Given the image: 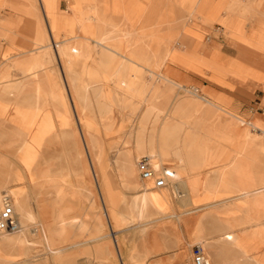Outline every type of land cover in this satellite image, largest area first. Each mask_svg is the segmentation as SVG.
<instances>
[{
	"label": "rangeland",
	"instance_id": "1",
	"mask_svg": "<svg viewBox=\"0 0 264 264\" xmlns=\"http://www.w3.org/2000/svg\"><path fill=\"white\" fill-rule=\"evenodd\" d=\"M57 1L0 0V17L5 24V26H0V95L11 90L14 85L21 86L17 91L15 90L12 103L0 100V115L5 121L0 126V180L5 182L6 176L12 173L10 182L12 191L18 194L26 189V180L21 176L20 170L26 165L17 163L10 166L9 164L10 159L18 162L21 158V154L17 152L13 142L11 126L23 132L30 131L31 141L26 151L34 155V159H31V166L33 167V163L38 157L39 172L46 173L42 177H36L35 181H39V186L36 189L32 185L30 188L32 193L29 195L30 201L36 197L41 203L42 219L40 220L46 224L45 233H42L41 230L37 231L36 225L26 229L21 235V239L16 241V245L2 248L0 264H84L83 261L86 259L91 264L92 261H96L97 264H161L162 259L165 258V250L173 247L176 248L172 251L173 257L179 258L180 253L182 254V261L178 264H192L189 244L196 241L197 236H201L208 243V245L206 244L207 249L214 256V264H221L220 256L226 257L224 260L227 264H236L234 259H242V264H264L262 261L258 263L253 261L251 257L264 255V242L257 237H262V233H256V237H252L246 235V231L242 230L246 212L238 209L230 214L220 213L224 223L233 225L234 229L227 231L230 233L234 231L236 239L233 244H229V237L225 236L226 232L219 230L216 209L220 205H225L226 203L221 204V202L231 196L225 192L223 187L221 189L216 187L217 181L215 180L220 171L219 163L204 167L203 175L198 176L197 182L195 181L191 185V204L183 207L166 204V217L157 219L147 233L143 232L141 228L130 229L137 225L135 213L132 210L133 197L131 195L134 196V192L126 186L121 174L123 168H119V166L122 167L123 164L129 163V157L127 159L125 151L130 147L127 137L132 129L134 119L147 117L146 125L151 128L150 136L154 134L152 136L154 137L156 132L162 133L163 131L162 140L166 136L165 141L163 140L159 151L154 148H149L145 152L143 150L141 152L134 151L135 162L140 157L150 156V153L153 152L152 154H156L157 157L162 155V164H169L172 169L180 171L179 167L182 164L180 146L183 145L182 150L185 151L187 157L189 156V159L194 160L195 158L200 162L199 153L201 151L199 148L204 140L211 146L218 139L220 144L228 149L234 147L233 141L237 140L242 155L245 150L243 156L247 159L246 165L249 168L251 179L264 181V170L259 167L263 158L259 154H264V132L259 129L263 127L255 122L259 118L256 117L253 118L256 120H252V118L239 115L234 107H230V100L225 96L215 95L201 87L184 84L186 87L196 88L200 96L215 101L223 110L212 113L210 121L206 120L205 114L202 113L191 117L192 127L191 129L187 128L186 131H183L184 133L181 131L183 135L186 134L182 137L180 132L174 130L175 127H170V125L174 126V123L163 125L162 118L171 119L170 116L157 115L152 111L151 106L145 107L144 104L147 103L146 100L152 91L142 92L144 79L152 77L147 63L151 62L156 54L163 61L161 70L171 81L162 86L160 91H163V94L176 91L175 81L183 83L176 79L177 75L169 64H176L207 75L219 83H226L225 79L229 76L238 79L250 78L261 84L264 92L263 71L235 59L227 60L217 49L210 50L207 56H200L198 52L207 50V47L199 42L201 37L195 29V26H198V21L222 24L224 33L228 37L250 47L260 55V60L257 58L256 61L264 64V11L259 9L262 1L163 0L158 3L159 0H128V5L121 6L116 3L117 0H113L112 4H108L106 0H71L68 6L69 13L59 10ZM144 3L154 6L166 5L171 10L181 11L160 13L155 19V24L147 27L143 12L136 11V9H142ZM47 8L51 9L50 14H48ZM192 13L195 15L192 16ZM123 22L126 25L120 26ZM247 23H249V29L245 28ZM122 30L126 33L129 31L132 36H118ZM99 31L112 34L121 47H125L126 41L132 39L135 43L132 51L141 48L137 56L142 60V64L127 63V61L121 60L122 56L120 55L112 58L104 49H99V46L96 45L94 47V50L97 51L96 58L88 60L92 72L90 75L93 77L84 76L87 88L85 87L86 83L83 82L81 85L76 83L75 89H73L72 81L76 76L75 71L71 73L72 75L63 76L61 70L59 71L56 67L52 68L51 72L56 84L51 83L44 71L40 72L43 90L51 105L37 111L36 103L44 100V96L35 91V80L28 78L25 83L26 87L21 84L28 72L31 73L36 63L47 61L43 55L44 50L39 47L48 43L53 46L57 40L61 41V48L82 47V36L93 38ZM178 43H181V47ZM165 46L166 50L163 51ZM60 52L61 50H58L57 55L61 61L63 57ZM100 56L104 57L103 60L100 59ZM105 66H108V69ZM137 69L140 70L138 73ZM100 71H103L102 74ZM116 73H119L117 78L115 77ZM126 74L127 76H125ZM76 89L80 93L83 91V96L78 94ZM260 93L257 91L253 96H250V102L258 101V97H262ZM28 103L32 105L29 106ZM145 108L149 109L147 116L143 115ZM224 109L253 122L259 128H253V125L249 124L250 128L243 133L236 128L232 130L230 128L232 118L224 112ZM32 120L35 124L36 121H39V127H34L33 122L30 124ZM261 123L264 125L263 122ZM31 126L34 128L32 131L30 130ZM43 130H47L53 135L45 145L42 144L45 136ZM152 130H154L153 133ZM171 134H173V139L170 138ZM177 135H180L179 138ZM189 136L192 137V140ZM166 140L171 141L166 142ZM175 140L178 144L174 142ZM69 145L72 147L69 148ZM161 151H163L162 154ZM190 151L192 152L190 153ZM177 152L180 156L177 155ZM120 155H122V159ZM157 157H153V165H157ZM79 169L80 171H77ZM76 171L77 173H75ZM110 171L116 174L117 179L106 182L104 178H109L108 172ZM214 173H218L217 176ZM29 180L32 181L33 177L30 176ZM213 184L215 189L214 186L212 187ZM195 186L196 188H194ZM106 189L109 190L111 196L108 195ZM157 192L159 191L155 189L154 193L157 194ZM219 202L218 205L205 208ZM198 208L203 209L192 212L193 209ZM216 218L218 222L214 221ZM165 222H171L174 229H180L183 233L182 235L176 234L171 243L165 238ZM22 224L25 222L22 221ZM105 234L108 235L107 238L96 240ZM14 236L9 235L8 238H14ZM219 236L222 238L218 239L219 243H217L214 239ZM47 241L56 251L53 256L47 251ZM181 243H184L183 247H179ZM221 247H223L224 253L221 252ZM59 249L67 250L59 251ZM150 255L153 256L149 258Z\"/></svg>",
	"mask_w": 264,
	"mask_h": 264
},
{
	"label": "bare ground",
	"instance_id": "2",
	"mask_svg": "<svg viewBox=\"0 0 264 264\" xmlns=\"http://www.w3.org/2000/svg\"><path fill=\"white\" fill-rule=\"evenodd\" d=\"M50 10L51 9L47 8L48 14L51 13V12H49ZM194 15L195 14L192 13V16H194ZM125 21H126V19H125ZM123 25L125 26L126 24L123 22V24L120 26H123ZM0 26H5L1 17H0ZM126 35L132 36V33H130L129 31H128V33H126L124 30H122L121 32L118 33V36L126 37ZM55 36H56V34H55ZM81 39L83 40V46L82 47L69 46L68 48H61V41H59V40H57L53 46L48 43L47 45H43V46L39 47L40 49L44 50L43 55L46 57V59L45 58L44 59L47 61L43 62V63H36L35 62L36 65L33 67L31 73L28 72L27 76L24 77V80L25 79L26 80L25 81L23 80V82L21 84L24 87H26L25 83H27L28 78H33V80H35V82H36L35 83V91L44 96V100L39 101V102L37 101L38 103H36L35 108L37 111H39L41 109H45L46 107L51 105L49 102V99H47L46 94L44 93L43 83H42V80L40 79V77H41L40 72L44 71V73H46V75L48 76L51 83L54 84L55 80L52 76V74H53L51 72L52 68L56 67L59 71L61 70L63 72L62 75L64 74L63 76L70 75L71 73H73V71H75L76 73H74V74H76V76H74L73 81H72L73 82L72 87H73V89H75L76 83H77V85L79 83H80V85L83 84V82H85L84 76L90 75L92 73L90 70V66L88 64V60H90V59L92 60V58H96L97 51L94 50V47L96 45L99 46V49L100 48L104 49L106 51V53H108V55L111 56L112 58L120 55V56H122L121 60H125V61H127V63L128 62L134 63V65L135 64H137V65L142 64V60L139 59L137 56V54H139V51H140L139 49H141V48H138L137 50L132 51V49L134 48L133 46L135 44L132 39H130V40L128 39L126 41L125 47H121L119 42L115 39V37L112 34H108L107 32H102V31L101 32L99 31L95 35V37H93V38L88 37V36H82ZM178 45L181 47V43H178ZM58 50H61L60 53L63 57V59H62L63 61L62 60L60 61L58 59L59 58L57 55ZM165 50H166V46H165L163 51H165ZM101 56H100V59L102 58ZM104 56L107 57V55H104ZM103 58H102V60H103ZM104 60H106V59H104ZM101 61H100V63L102 65ZM104 62H106V61H104ZM109 63L110 62L108 61V65H109ZM120 63H122V62H120ZM120 63H118V64H120ZM101 65H99V66L101 67ZM102 66L104 68V65H102ZM119 66H121V65H119ZM119 66H118V68H119ZM126 66H127V64H126ZM133 66H132V68H133ZM162 66H163V61H161L160 56L158 54L154 55V59H152L151 62L147 63V67L150 70L149 73L152 74V77H150V78L146 77L144 79V84H143L144 90H142V92H146L148 90L152 91L150 96H148V100H146L147 103L145 102V104H144L145 107L148 108L151 106L150 108L157 115L160 114L163 116H166V115L170 116L171 119H163L161 117L163 120V125L174 123V126L170 125V127H173V128L175 127L174 130L176 129L177 132H180V134H182L181 131L182 132L186 131L187 128L191 129V127H192L191 117L197 116V115L202 113V114H205L206 120L210 121L211 120L210 116L212 115V113H217V110H223L222 107L220 105H218L215 101H211L210 99H207L205 97L200 96L198 93V90L196 88L186 87L184 85V83H178L175 81L174 84L176 86V91L175 92L171 91L167 94L166 93L163 94V91L161 92L160 90H161L163 85H166V82L170 81V79L166 75V73H164L161 70ZM105 67H106V69H108V66H105ZM122 67H124V65H122ZM117 69H115V70H117ZM124 69H125V67H124ZM81 71H82V74H81ZM139 71L140 70H138L137 73ZM25 72L27 73V71H25ZM100 72L102 74L103 71H100ZM135 72H134V74H135ZM120 73H122V71ZM101 74H98V75L100 76ZM118 74H117V76L115 75L116 78L118 77ZM140 75H141V73H140ZM90 76H88V78L91 81H93L92 78H90ZM125 76H127V74ZM91 77H93V75ZM155 77H156V80H155ZM134 78H136V77H134ZM125 79H126V77H125ZM85 80H86V78H85ZM120 80H122V79H120ZM128 82H130V79H128ZM139 82H140V80H139ZM7 84H9V83H7ZM82 87H83V85H82ZM85 87L87 88V83H86ZM19 88H21V86L18 84L12 86L11 90H8L5 93L0 95V100L7 101L8 103H12V97L15 95L16 91ZM76 88H79V87H76ZM22 89H23V87H22ZM130 89L131 88L129 87V90ZM135 91H133V92H135ZM118 93H120V92H118ZM78 94H81V96H83L82 95L83 91H82V93H80L78 91ZM126 94H128V93H126ZM84 96H85V94H84ZM85 97L87 98V96H85ZM101 97H100V99H101ZM96 98H97V96H96ZM79 100H80V98H79ZM64 101H66V100H64ZM85 102H86V100H85ZM27 105L31 106L32 104L30 105L28 103ZM139 105H140V103H139ZM147 108H145L146 109L145 111L143 110L144 111L143 115H145V116H147V114L149 113V109H147ZM224 112L226 114H229L231 116V118L234 119L235 128L241 133H243L248 128H250L248 126L249 124L253 125V128H259L258 125L253 124V122H250L249 120L242 118V117L234 114L233 112H230L227 110L225 111V109H224ZM66 115H67V113H66ZM141 116H142V114H141ZM146 118L145 119H143V118L142 119H134V122L132 123V129L129 131L128 137H127L128 145L130 147L126 148V151H125L127 153V154H125V155H127V159L129 157V160H128L129 163L123 164L122 167L119 166V168H123L122 171H121V169H120V171H121V174H122V177L125 181L126 186L134 192V196L131 195V197H133V199H132V203H133L132 204V210L135 213L137 225L131 227L130 229L141 228V230L143 232L147 233L149 230H151V228H152L151 225L157 219H163L166 217V215H165L166 204H169L172 200L175 202L177 201L180 205H182V207L189 204V203L191 204V200H192L191 199V191H192L191 185L195 181L197 182L196 178H198V176L203 175V173H204L203 168L204 167H209V166H212L214 164L219 163L218 168L220 171L218 172L219 174L217 173L219 176L215 180V181H217L216 187H220V189L223 187L225 189L226 193L231 194V196H229L227 200L221 202V204L222 203H226V204L222 205V206L220 205V207L216 209L219 222L217 221L218 220L217 218L214 221H217L219 223L220 232L224 231L228 234L229 232H227V231L234 229L232 224H230V223L228 224V223L223 222L221 212H224V213L227 212L230 214L234 210L240 209V210H243L244 212H246V216L244 219V230L246 231L245 234L252 236V237H256V233H262L263 234L262 237L261 236H257V237L260 238L264 242V181H254L251 179L249 168H247V165H246L247 159L242 155V151L240 149L239 142L237 140L233 141L234 147H231V149H228L227 147H223L220 144V141L218 139L216 140L217 142L211 146L208 144L207 141L204 140V142L201 143V146L199 148V151H201V152L200 153L198 152L199 157L201 159L200 162L196 161L195 158H194V160H192L191 158L189 159L188 158L189 156L187 157L186 153H184L185 151L182 150L183 145H182V147L180 146V149L182 151L181 152L182 153L181 154L182 155L181 156V163L182 164L179 167L180 171H177L178 169L175 170V168H173L174 172L172 173L173 175H172L170 180H172L173 176L175 177V179L171 183H167V186H164L162 188L157 189V191H159V192H157V194H155L154 193L155 189H153L151 187V185L153 186V181L151 179L143 180L140 178V176L138 174L136 162L134 161V151H140L141 152V150H143L145 152V151H148L149 148H151V149L154 148V150L159 151L160 147H162L161 145H162L163 140L165 141L166 136H164V138L162 140V137H163L162 133H164L163 131H162V133L156 132V135L154 137H152L154 134L153 135L151 134L152 136H150L151 128L149 127V125L148 126L146 125V122L148 120ZM155 118H156V115H155ZM188 118H190V119H188ZM108 120H110V119H108ZM154 121H156V120H154ZM3 122H5V121L3 120V118H1V115H0V126L2 125ZM32 122H33V120L30 122V124H32ZM255 122L257 124H260L263 127V128H259V129L263 130V132H264V125L258 120ZM33 123L35 124V122H33ZM112 123H114V122H112ZM152 124H154V123H152ZM38 125H39V121H36V124L34 125V127H39ZM32 127L33 126L30 127L31 131L34 129ZM10 128L12 130L11 132L13 135V142L16 146L17 152L21 154V158L18 162H16V160L10 159L9 164H10V166L17 164V163H24L26 165V167L20 168L21 176L23 177L24 180H26L25 181L26 189L22 193H18V194H15V192L12 191V189H11L12 187L10 185L11 177L13 176L12 173H9V175L6 176L7 179L5 182L0 180V198H1L2 193H7L8 195H10V197L12 198L13 206H14V214H15V217L17 218V221L19 224L17 230L12 231V232H4V233L0 234V251L5 246L14 245L16 243V241L21 239V235L24 233V231H26V229H28V228H33L34 225H36V227L38 228L37 231L41 230L42 233H45V231H46L45 230V228H46L45 222L43 220H40V219H42L41 212H40L41 211L40 210V205H41L40 201L36 197H34L33 201H30V199H29V195H31V193H32V190L30 189L31 186L33 185L34 188H36V189L39 186V181H37V182L35 181L36 177L37 178H39L40 176L42 177V175L46 174V173H43V172L40 173L39 172L40 168L38 166V157L35 159V162L33 163L34 164L33 167L31 166V163H32L31 159L32 158L34 159V155H32L31 152L26 151L28 148V145L31 141L30 131L26 130L23 132V131H20L19 129L15 128V127H12V126ZM200 128H201V125H200ZM164 130H166V129L164 128ZM153 131L154 130H152V133H153ZM174 132H176V131H174ZM43 133H45V136L43 138L42 144L45 145L47 142H49V140L53 137V135H51L50 132H47V130H43ZM168 133H170V132H168ZM173 134H171L170 138H172ZM64 135H65V133H64ZM205 135H208V134L205 133ZM177 136L179 138L180 135H177ZM184 136H186V134H184V135L182 134V137H184ZM196 136H198V135H196ZM182 137H181V139H182ZM189 138H190V136H189ZM171 140H168V141H171ZM168 141L166 140V142H168ZM174 142H176V140ZM189 142H190V140H189ZM226 142H227V140H226ZM176 143L178 144V142H176ZM98 144L100 145V143H98ZM75 145H76V142H75ZM168 145H169V143H168ZM172 145L174 147V144H172ZM65 146H66V144H65ZM70 146L72 147V145H69L68 147L70 148ZM190 146H191V144H190ZM192 151H190V153ZM123 152H124V150H123ZM162 152L163 151H161V154H162ZM167 152H169V151H167ZM167 152H166V154H167ZM172 152L173 151L171 149V153ZM152 153L153 152L150 153V156H144V157L149 158V161L151 162V164H152L153 157H157L156 154H152ZM193 153H195V152H193ZM120 154H121V152H120ZM125 155H123V156H125ZM177 155H179L178 152H177ZM118 156H119V154H118ZM120 157L122 159V155H120ZM123 159H124V157H123ZM69 160L71 161V159H69ZM162 160H163L162 155L157 157V161H156L157 165H152L153 167H155L154 168L155 170H158L161 167ZM116 161H118V160H116ZM124 161H125V159H124ZM125 162H127V161H125ZM122 163H121V165H122ZM76 165H77V163H76ZM80 165L82 166V164H80ZM117 170H119V169H117ZM77 171H80V169ZM77 171L75 173H77ZM214 171H216V170H214ZM197 172H200V174H197ZM108 174H109V178L108 177L104 178V180L106 182H111L112 180L117 179L115 176L116 174H114L113 171L108 172ZM214 174H213V176H214ZM217 174H215V175L217 176ZM30 176L33 177L32 181L29 180ZM210 179H208V180H210ZM150 182H151V184H150ZM213 182H214V180H213ZM214 184H215V182H214ZM214 184L212 185V187L214 186ZM179 185L182 188L183 196L177 195V191H176L175 187L179 186ZM194 188H196V186ZM214 189H215V186H214ZM106 191H107V189H106ZM108 191H107L108 195L111 196V194ZM218 204H220V202L215 203V204H211L210 206H206L205 208L212 207L213 205H218ZM192 212H195V209H193ZM206 217H208V215ZM209 218L212 219L211 217H209ZM21 220L24 221L25 224H22ZM226 221L228 222V220H226ZM84 225H86V224H84ZM60 227H62V226H60ZM217 228H218V226H217ZM63 233H64V231H63ZM9 235H15V236H14V238H8ZM107 237H108V235L105 234L103 237L96 238V240H102V239H105ZM197 237H198V239H196V241L189 244V246H192L193 244L200 243L206 249L208 256L210 258L211 264H214V256L207 249L208 243L205 241L204 238H201V236H197ZM235 239H236V236L232 235L228 239L230 242L229 244L230 245L233 244L235 242ZM225 241H227V240H225ZM217 243H219V242H217ZM79 244H82V243H79ZM200 244H198V245H200ZM221 244H223V243H221ZM46 247H47L48 253L51 254V256H53L56 253L55 249L52 248L51 243L49 241H47ZM135 248H137V247H135ZM65 250H67V249H59V251H65ZM129 251H130V249H129ZM107 254H110V253H107ZM136 254H138V253H136ZM138 256H140V255L138 254ZM145 256H147V255H145ZM205 256H206V254H205ZM140 257H142V256H140ZM251 257H252L253 261L255 260V262H257V263L260 261H262L264 263V255H262V256L260 255L258 257H254V256H251ZM225 258L224 257L222 258V256H220L221 264H227L226 260H224ZM134 261H135V259H134ZM233 261L236 262L237 264H242V259L241 260L234 259ZM83 262H84V264H91L88 262V259L84 260ZM92 264H97V263H96V261H92ZM209 264H210V262H209Z\"/></svg>",
	"mask_w": 264,
	"mask_h": 264
},
{
	"label": "crops",
	"instance_id": "3",
	"mask_svg": "<svg viewBox=\"0 0 264 264\" xmlns=\"http://www.w3.org/2000/svg\"><path fill=\"white\" fill-rule=\"evenodd\" d=\"M71 0H58V8L61 11H66L67 13L70 12L68 6ZM99 1V0H98ZM108 4H112L113 0H106ZM163 0H159L158 3H161ZM259 5V9L264 11V0ZM117 4L128 5V0H117ZM145 6V7H144ZM147 6V7H146ZM169 6L164 5H147L146 3L143 4L142 9H136V11L143 12V17L145 19V24L147 27H150L151 25L155 24V19L158 16V14H165L166 12L173 11V12H180L181 10L177 9H169ZM245 28L249 29V23L246 24ZM195 29L200 34V43H203L207 50L198 52L200 56H207L209 55V51L212 49H217L227 60H238L241 61V63L246 64L248 66L254 67L258 70H261L264 72V64L261 62H257V58L260 60V55L253 51L250 47L235 41L234 39L228 37L224 33V26L217 22H202L198 21V26H195ZM170 67L174 70L175 74L177 75L176 79L180 80L184 84H189L197 87L204 88V90L213 92L215 95H222L227 97L230 100V107H234L236 109V112L239 115L244 116L245 118H252V120H256L253 118H259L258 120L264 123V92L261 88V84L258 82H255L254 80L250 78L245 79H238L235 77H227L226 83H219L216 80H213L209 78L207 75H203L201 73L191 71L188 69H185L179 65L176 64H169ZM261 92L262 95L261 98L258 97V101L253 100L250 102V96H253L256 92ZM258 96V94H256ZM254 109V110H253ZM253 110V111H252ZM230 120V119H229ZM230 128L233 130L235 127L234 119H231L230 121ZM233 150V149H232ZM245 150L243 151V155H245ZM262 156V163L259 164L260 169L264 170V154H259ZM153 165V160H152ZM161 167H165L171 171V176L167 178V183H171L174 180V176L172 177V173L174 172L173 169L169 164H162ZM155 168V167H154ZM151 184V182H150ZM176 184V183H175ZM167 186V185H166ZM151 187L153 189H159L155 188L154 185ZM166 188V187H165ZM164 189V188H163ZM177 191L178 196H183L182 188L181 186L175 187ZM180 193V194H178ZM176 204L177 206H181L177 201H171L169 205ZM203 208L195 209V212L198 210H202ZM181 213V212H179ZM179 215V214H178ZM244 230V228L242 229ZM181 232V233H179ZM176 234H183L180 229H174L171 225V222H165V238L168 239V242H172L174 239V236ZM234 234L233 232L226 233L225 236L231 237ZM223 236V235H222ZM222 236H219L218 238L214 239L216 242H219L218 239L222 238ZM200 244V243H197ZM226 243H223V245ZM195 245V244H193ZM190 247V252H192V247ZM184 243H181L179 247H183ZM200 247L202 251H204V255L206 254V258H208L210 264V258L208 256V253L204 246L200 244ZM176 248H170L165 250V258L162 259L161 264H178L182 261V254L180 253L179 258H175L172 256V251H174ZM221 252H225L223 247H221ZM154 255V254H153ZM153 255H150L149 258ZM148 258V259H149ZM236 263V262H235ZM237 264V263H236Z\"/></svg>",
	"mask_w": 264,
	"mask_h": 264
},
{
	"label": "built area",
	"instance_id": "4",
	"mask_svg": "<svg viewBox=\"0 0 264 264\" xmlns=\"http://www.w3.org/2000/svg\"><path fill=\"white\" fill-rule=\"evenodd\" d=\"M136 167L140 178L143 180L151 179L155 188L166 186L167 178L171 176V171L165 167L155 170L148 157H140L136 162ZM18 226L12 198L7 193H2L0 198V234L15 231L18 229ZM191 262L192 264H209L208 259L198 244L192 247Z\"/></svg>",
	"mask_w": 264,
	"mask_h": 264
}]
</instances>
